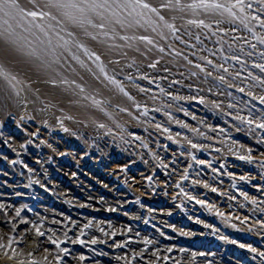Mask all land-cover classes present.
<instances>
[{
    "label": "rangeland",
    "instance_id": "1",
    "mask_svg": "<svg viewBox=\"0 0 264 264\" xmlns=\"http://www.w3.org/2000/svg\"><path fill=\"white\" fill-rule=\"evenodd\" d=\"M151 2L159 4L167 0ZM161 12L169 20L177 17L175 23L181 29L179 35L196 44L195 49L172 38L165 41L146 26L131 28L129 34L151 35L166 49L172 44L184 51L189 59L206 63L200 61L199 56L210 54L206 50L198 51L202 45L187 36L185 30L191 28L194 34L200 32L204 44L214 49L215 36L209 40L204 30L179 18H190V12L176 9H161ZM69 27L91 50L101 55L110 74L116 70V78L123 82L136 101L148 105L149 113L144 115L142 109H136L133 101L117 88V91L111 89L97 98L103 101L102 106L93 104L88 115L73 114L66 109L63 99L56 97L54 100L53 93L46 96L44 89L40 88L46 102L39 104V108L53 105L45 112L33 111L31 105L27 113L9 106L11 116L0 110V203L7 208V211L0 208V264H58L55 260L57 254L62 257L61 264H125L124 255L127 253L131 260L133 251L143 252V259L137 256L132 264H147L148 260L157 261L156 249H159L157 264H264V257L259 254L264 251V224L259 223L264 221V129L237 120V109L230 108L229 101L239 104V112L246 117L251 108L253 118L262 115L264 105L247 95L248 88L241 93L212 77L205 82L199 69L182 58L169 55L170 49L159 52L154 45L146 46L141 41H133L128 47V42L119 38L115 41L103 37L93 39L83 36L80 28ZM244 36L248 38L246 32ZM250 43L257 42L251 40ZM192 52L197 55L192 56ZM158 56L163 59L159 60L157 67H147ZM210 58L221 62L219 56ZM246 59V67L260 74L259 69L251 65L252 59L259 62L260 57ZM0 62L7 63L1 57ZM136 68L152 77L167 79L158 83L144 80ZM165 68L169 71H163ZM208 70L212 71L211 66ZM193 71L198 75L192 76ZM232 71H240L238 63L235 69H229ZM29 73L26 71L21 75L34 81V76ZM127 75L133 76L135 82L129 81ZM217 75L219 73L213 72V76ZM243 78L247 79L246 73ZM228 82L241 84V80L233 81L231 77ZM35 84L37 82L33 87L38 88L39 84ZM104 84L106 87L115 86L109 81ZM137 84L152 91L140 92ZM189 84L198 85L201 90L190 89ZM161 87L165 92L181 96H204L205 101H175L162 95ZM209 88H212L211 92ZM254 91L260 94L264 89L257 86ZM227 92L232 95L228 96ZM153 96L159 99H152ZM212 101L220 102V106L215 107ZM123 108L129 111L124 112ZM169 111L175 120L184 121L190 127L184 128L169 119L166 115ZM228 112L233 114L229 116ZM29 116L35 119H29ZM58 120H62L63 126L70 131H63ZM98 123L106 124L107 128H98ZM157 123L163 127L157 129ZM206 125H212V128ZM164 128L171 130L173 138H169ZM192 128L205 135H197ZM133 131L141 140L128 135ZM32 132L37 135L32 136ZM120 135L124 136V141ZM185 136L204 147L192 148ZM142 143H147L148 147H142ZM249 148L252 159H241V156L249 155ZM189 152L195 153L197 161L208 163L193 161ZM125 164L128 166L126 171L117 167ZM185 169L189 178L181 180L179 177ZM181 188L189 195L185 196ZM241 192L255 197L256 203L245 199ZM193 196L196 199H192ZM198 200H206L207 204L197 203ZM21 205L24 207L18 217L15 208ZM208 205L214 207L210 209ZM32 222L45 235H38ZM89 222L92 226L84 228L81 236V229ZM113 230L114 236L111 235ZM49 235L58 237L62 241L59 247L68 248V253L60 252L48 240ZM65 235L67 239H64ZM77 237L85 243H79ZM92 237L98 238L96 243L91 242ZM145 237L152 243L145 246ZM11 238L14 239L9 247ZM74 240L77 242L73 243ZM120 241L124 243L114 246ZM242 244H251L258 251L241 247ZM168 247H172L171 252L166 250ZM81 254L85 257L83 260ZM165 256L169 259H164Z\"/></svg>",
    "mask_w": 264,
    "mask_h": 264
},
{
    "label": "snow or ice",
    "instance_id": "2",
    "mask_svg": "<svg viewBox=\"0 0 264 264\" xmlns=\"http://www.w3.org/2000/svg\"><path fill=\"white\" fill-rule=\"evenodd\" d=\"M161 9H176L180 12H190L191 17L186 18L180 16L181 20H186V23L190 26H196L204 30L207 33V39L211 40L215 36L214 44L216 48H209L204 44L201 39V33H193L191 28L185 30L186 35L195 39L199 42L202 47L198 51H207L210 55L199 56L200 61L206 63H199L189 59V56L184 51L179 50L172 44L167 45V49H170L169 55L179 57L187 61L188 64H193L197 69L204 74L205 82L209 77H212L214 81H219L221 84H226L228 88H237L239 92H245V88H248L247 95L254 97L264 105V91L257 94L254 89L259 86L264 89V0H167L166 3L162 2L159 4H153L151 0H0V41H3L4 47L0 48V55L4 56L9 63H17L16 54H20L26 59L21 61L28 71L35 70L36 73L43 72L48 78L46 80H38L36 82L42 84L51 85H76L82 95L86 94L84 84H77L76 80L69 81L67 78H63L60 72V67L68 63V55L70 54L71 59L78 61L81 65H85V61L81 59L78 54L79 51H83L89 60L99 69L100 73L109 81L115 85L119 92L123 93L129 100L133 101V106L136 109H142L143 114L149 113L147 104H142L136 101L133 96L125 87L123 82L116 78V70H112V74L109 73L107 65L101 58V55L96 51L91 50L82 40L77 36L76 31L72 30L69 25L75 26L82 30V35L86 37H92L93 39H100L101 37L107 38L111 41H115L117 38L127 41L126 46L131 47L133 41L144 42L145 45H154L159 52H165L167 49L164 44L156 42L155 38L151 35H136L135 33L129 34L128 30L134 27H150L152 32L167 41L170 38L173 40H179L181 43L195 49L196 44L192 43L191 40H186L179 35L181 29L176 26V16H173L171 20L162 14ZM228 26L225 27L224 25ZM216 27H213V26ZM243 30V31H242ZM244 32L248 34V38H245ZM227 38V39H226ZM251 40H255L257 43H250ZM259 47V51H257ZM125 46V45H121ZM246 48L248 50H246ZM75 49V50H74ZM139 51V48H137ZM147 55V53H145ZM192 56H196L197 52H192ZM260 57V61L256 59L251 60V65L255 69H259L260 74H256L246 67L248 60L246 57ZM210 56H219L221 62L217 63L211 59ZM9 58H11L9 60ZM160 59L163 57L158 56L155 61L148 64L149 68H156ZM239 65L240 71L229 72V69H235ZM86 66V65H85ZM211 66L212 71H209ZM74 70V69H73ZM89 71L91 69L89 68ZM137 73L144 79L150 80L153 83H158L159 80L167 79V77H152L147 72H141L139 68H136ZM163 71H169L167 68ZM213 72L219 73L217 76H213ZM245 73L247 79H244ZM96 76V73L93 72ZM192 76L198 75L197 72H191ZM229 77L233 81L239 79L241 84L229 83ZM99 79V76H96ZM126 78L129 81L135 82L134 77L127 75ZM252 81L254 83H250ZM34 81L30 78L25 79L22 77L20 72H13L8 67L7 63L0 62V110L4 111L7 115L11 116L8 111L9 106L18 108L23 113L28 112V106H36L38 104H45L46 97L42 95L39 88L33 87ZM172 83H181L180 81H173ZM140 92H150L149 88H145L139 84L136 85ZM188 88H197L198 85L189 84ZM162 95H165L175 101L188 100V99H199L201 103L205 101L204 96H181L179 93H173L171 91L165 92L163 87L159 88ZM209 92L212 88L208 89ZM224 93H221L223 95ZM228 96H231V92H227ZM92 100L93 104L99 106L102 105L103 101L97 99L95 96L87 97ZM152 99H159V97L153 96ZM243 102V98H239ZM251 104V100L247 102ZM215 107L220 106V102L212 101ZM53 105L47 104L46 107L33 108L36 112H45L47 108ZM247 106V105H245ZM116 107H120L119 104ZM230 108L237 109L236 119L246 122L248 126L256 125L260 129H264V110L259 118H253L252 109L249 108L248 116H244L239 112L240 105L233 104L229 101ZM254 107V105H253ZM124 112H128V108L121 109ZM184 110V109H182ZM63 112V109H60ZM102 111L107 113L106 108H102ZM159 111V109H157ZM111 115V113H107ZM233 113L228 112L231 116ZM169 119H173L175 123L180 124L184 128L190 127L184 121L175 120L172 117V113L169 111L166 113ZM24 116H21V120ZM29 119L34 120V116H29ZM71 119V117H69ZM140 119L139 116L136 117ZM42 123H47L46 120H42ZM63 131L68 132L70 129L63 126V121L58 120ZM19 123V121H17ZM147 123V121H145ZM202 123V122H201ZM2 126V122H0ZM157 129L162 128L163 125L157 123L155 125ZM208 128H212V125H206ZM98 128H107L104 123H98ZM111 131V129H109ZM164 132L169 133L171 136V130L164 128ZM194 133L203 136L205 133L199 132L198 129L192 128ZM2 134V133H0ZM75 134V133H74ZM32 136H36V132L31 133ZM129 136L134 137L136 140H141V137L137 136L136 132L133 131L128 133ZM177 136L180 133H176ZM120 139L124 141V136L120 135ZM185 140L188 145L194 149L203 148L204 145L194 143L193 140L185 136ZM129 143L128 141H125ZM134 142V141H132ZM177 143L182 141L177 140ZM7 143V141H5ZM47 143V141H43ZM142 147L147 148V143H142ZM51 147V145H49ZM251 149H248L249 155L241 156V159L251 160L250 155ZM63 155V153H61ZM193 161H197V157L194 152H189ZM155 157V153H153ZM159 159V157H156ZM200 164H206L208 161L199 160ZM191 165H189L190 167ZM27 167V165H25ZM117 167L127 170V165H117ZM75 175V173H73ZM188 172L185 169L184 173L179 177L181 180L188 179ZM151 179V177H148ZM244 179V177H241ZM39 182V181H37ZM205 185L207 186L206 182ZM177 187L179 184L177 183ZM185 196L189 193L185 192L183 188L180 189ZM215 190V189H214ZM245 199H251L252 203H256L255 197H249L247 192H241ZM192 199H196L195 196ZM235 199V197H233ZM197 203L207 204L206 200H198ZM24 206L15 208L16 215L19 217ZM211 209L213 205H208ZM0 208H5L3 203H0ZM223 215V213H219ZM70 219V218H69ZM247 219V217H245ZM75 223V221H72ZM264 224V221H259ZM91 222L85 224L81 229L80 235H84V228L91 227ZM16 225L13 224L12 228L15 229ZM32 227L35 229L38 235H45L41 232L40 227L32 222ZM211 227V225H209ZM130 230V229H129ZM27 231V229H26ZM100 231H104L103 228ZM115 230L112 231L111 235H115ZM48 240L52 244L59 248L60 252L68 253V248L59 247L62 241L54 235H49ZM224 239L225 237H221ZM12 239H9V247L12 244ZM64 239H67L65 235ZM97 237H92L91 242L96 243ZM129 240L132 237L128 238ZM79 243L84 244L85 241L77 237ZM77 242L76 240L72 241ZM123 241L117 242L114 246L119 247ZM145 246L152 243V240L148 237L144 238ZM2 246V245H0ZM175 247V246H173ZM241 247L251 249L253 252H257L256 248H253L251 244H242ZM168 252L172 251V247L166 249ZM14 251V250H13ZM47 251V249H45ZM181 251H184L181 249ZM15 254V253H14ZM159 260V249L154 251ZM259 254L264 257V251H260ZM195 255V253H193ZM139 256L143 259V252L133 251L131 260L128 258L127 253L123 259L125 264H132V261ZM85 257L81 254L80 259L83 260ZM46 260L47 257H44ZM164 259H169L165 256ZM55 260L58 264H61L62 257L57 254ZM157 261L148 260L147 264H157Z\"/></svg>",
    "mask_w": 264,
    "mask_h": 264
},
{
    "label": "bare ground",
    "instance_id": "3",
    "mask_svg": "<svg viewBox=\"0 0 264 264\" xmlns=\"http://www.w3.org/2000/svg\"><path fill=\"white\" fill-rule=\"evenodd\" d=\"M3 47H4L3 41H0V48ZM78 54L80 55L81 59L85 61L86 66L81 65L78 61L72 60L70 54L66 53V55H68L69 57L68 63L60 67V72L63 78H67L69 81L76 80L77 84H84L86 89V94L84 96L80 93L76 85H71V84L51 85V84H42L37 82V84L39 85L36 86L37 84H35V86L40 89H44L45 92L43 93H45L46 96L51 95L53 93L51 95L52 99L56 97H59V99H63L64 103L67 106L66 109L68 108L71 112H73V114L83 113V115L84 114L88 115L90 112H92L93 103L87 97L95 96L96 98H100L104 95L105 92H110L111 89L113 90V92H115L117 91V89L116 86H112V85H107L106 87V84L104 83L107 81L106 80L105 82L103 81L104 76L100 73L99 69L95 66V64H93L92 61L88 59L87 55L82 50L79 51ZM0 57L2 60L7 62V65L10 68V70L14 69V71L16 72L20 71V73L22 72L24 73L28 71L26 66L23 63H21V61L26 59L22 55L16 54L17 63H9L4 56L0 55ZM10 59L11 58H9V60ZM77 65L78 67H76ZM79 65H81L82 67H80ZM89 68L91 69V71H89ZM29 72H30L29 74H31L32 77L34 76L35 83L38 80V78L40 80L43 79L44 77L48 78L47 76L44 75L43 72L36 73L35 70ZM93 72H95L96 76H99L100 78L97 79L96 76L93 75ZM31 106L39 108V104L36 106L33 105Z\"/></svg>",
    "mask_w": 264,
    "mask_h": 264
}]
</instances>
